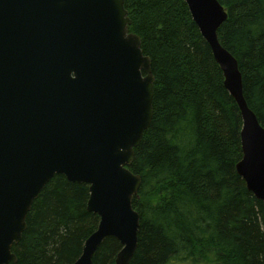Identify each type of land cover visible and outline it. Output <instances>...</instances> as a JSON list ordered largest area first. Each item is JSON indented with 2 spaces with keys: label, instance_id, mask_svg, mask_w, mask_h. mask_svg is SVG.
Returning a JSON list of instances; mask_svg holds the SVG:
<instances>
[{
  "label": "water",
  "instance_id": "water-1",
  "mask_svg": "<svg viewBox=\"0 0 264 264\" xmlns=\"http://www.w3.org/2000/svg\"><path fill=\"white\" fill-rule=\"evenodd\" d=\"M240 110L237 173L264 201V126L248 106L237 59L219 41L228 13L218 0H185ZM125 0H0V264L34 200L55 174L89 185L99 215L73 264H91L107 236L129 264L138 244L133 207L141 176L130 166L153 118L154 75Z\"/></svg>",
  "mask_w": 264,
  "mask_h": 264
},
{
  "label": "trees",
  "instance_id": "trees-1",
  "mask_svg": "<svg viewBox=\"0 0 264 264\" xmlns=\"http://www.w3.org/2000/svg\"><path fill=\"white\" fill-rule=\"evenodd\" d=\"M218 29L237 59L248 106L264 126V0H218ZM154 75L153 118L134 149L140 215L129 264H264V201L237 173L242 116L185 0H125ZM89 185L55 174L34 200L9 264H72L99 224ZM107 236L91 264H116Z\"/></svg>",
  "mask_w": 264,
  "mask_h": 264
},
{
  "label": "bare ground",
  "instance_id": "bare-ground-1",
  "mask_svg": "<svg viewBox=\"0 0 264 264\" xmlns=\"http://www.w3.org/2000/svg\"><path fill=\"white\" fill-rule=\"evenodd\" d=\"M226 89H227V88H226ZM229 93H230V92H229ZM87 209H88V208H87ZM91 234H92V233H91ZM89 236H90V235H89ZM89 236H88V237H89ZM84 243H85V242H84ZM83 246H84V245H83ZM82 250H83V249H82ZM118 253H119V252H118ZM81 254H82V253H81ZM80 256H81V255H80ZM80 256H79V257H80ZM79 257H78V258H79ZM116 257H117V256H116ZM78 258H77V259H78ZM92 258H93V257H92ZM77 259H76V260H77ZM76 260H75V261H76ZM75 261H74V262H75ZM74 262H73V263H74ZM73 263H72V264H73ZM91 263H92V262H91ZM115 263H116V259H115ZM129 263H130V262H129ZM116 264H117V263H116Z\"/></svg>",
  "mask_w": 264,
  "mask_h": 264
}]
</instances>
